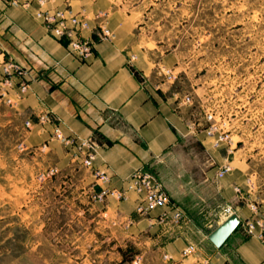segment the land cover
<instances>
[{
	"label": "rangeland",
	"instance_id": "obj_1",
	"mask_svg": "<svg viewBox=\"0 0 264 264\" xmlns=\"http://www.w3.org/2000/svg\"><path fill=\"white\" fill-rule=\"evenodd\" d=\"M73 1L61 0L59 8H72ZM110 2L99 10L108 21L114 10L124 14L133 45L152 52L154 72L186 107L187 134L172 153L176 158H161L149 171L186 204L185 220L203 229L224 217L226 205L234 213L244 208L264 225V0ZM164 55L172 64L159 61ZM18 103L11 106L0 95V264H115L104 255L113 250L98 210L105 199L84 192L81 156L71 153L75 170L58 168L46 148L30 143L34 126L30 118L25 126ZM210 125L214 138L222 137L214 147L206 135ZM226 162L231 170L222 177L232 178L234 197L224 205L217 171ZM212 166L214 189L207 180Z\"/></svg>",
	"mask_w": 264,
	"mask_h": 264
},
{
	"label": "crops",
	"instance_id": "obj_2",
	"mask_svg": "<svg viewBox=\"0 0 264 264\" xmlns=\"http://www.w3.org/2000/svg\"><path fill=\"white\" fill-rule=\"evenodd\" d=\"M61 5V0L44 4ZM71 6L74 11L82 9L93 15L109 8L111 2L74 0ZM37 8L36 0H31L28 8L0 0V54L26 69L29 89L18 106L34 126L30 143L46 148L58 168L72 166L75 170L71 157L75 149L67 150L53 139L54 126L65 136L90 138L96 152L91 167L83 168L80 174L84 192L91 195L103 188L125 189L124 198L108 194L98 206L104 227L111 230L113 250H106L105 257L115 264H264V243L242 229L231 233L221 247L208 239L227 217L216 220L212 229L211 225L199 227L192 218L176 220L174 213L187 209L180 197H174V189L170 188L167 205L156 206L146 215L136 212L142 195L127 189L131 175L140 168L149 171L161 158H176L172 153L187 134L186 107L178 100V93L170 90L172 84L154 72L152 52L133 45L130 26L119 10L112 11L108 21L114 33L111 39H100L95 22L90 20L83 35L93 41L94 50L80 60L65 41L47 34L34 17ZM159 61L172 64L170 55ZM15 90L10 89L9 95ZM46 113L52 122H39L38 116ZM77 159L81 163L82 157ZM93 169L106 172L109 181L99 183ZM207 180L214 189V166L208 169ZM219 189L224 205L232 202L229 174L220 179ZM237 211L241 222L249 218L244 208ZM189 244L195 245V252L183 255ZM164 255L170 259L165 260Z\"/></svg>",
	"mask_w": 264,
	"mask_h": 264
},
{
	"label": "built area",
	"instance_id": "obj_3",
	"mask_svg": "<svg viewBox=\"0 0 264 264\" xmlns=\"http://www.w3.org/2000/svg\"><path fill=\"white\" fill-rule=\"evenodd\" d=\"M6 5H20L28 8L31 0H3ZM48 0H36L38 8L34 12V17L40 21L47 34L58 40L65 41L69 51L80 60H85L93 53L94 44L89 38L84 37L83 31L90 28V20L95 22V29L98 31L100 39H111L113 33L109 30L108 13L98 10L92 17L84 11H74L69 5L56 8H43L42 6ZM166 74L169 73L167 70ZM169 75V74H168ZM170 77V75H169ZM13 96L9 95V90L15 88ZM29 89V84L26 80V69L18 62L12 59L3 58L0 54V95L5 98L11 106L15 105ZM189 101V98H185ZM208 118H211L209 115ZM52 117L47 113L38 116L39 122H52ZM25 126L30 127L31 121L26 120ZM206 135L212 138V146H217L222 140L221 136L214 138V125L207 128ZM53 137L63 142L65 145L73 147L76 154L82 157V163L86 167H91V161L96 152V145L90 138L77 139L73 136H65L60 128L55 125L53 129ZM231 170V165L226 162L217 171V176L222 177L225 173ZM92 175L102 184L109 181V176L106 172L98 169L92 170ZM127 189H132L138 194H141V200L136 205L135 210L140 215L148 214L154 207L159 205H167L169 201L168 194L162 189L160 183L155 176L148 170L138 169L131 175V180L127 185ZM237 193H240L238 187H235ZM114 196L118 199L125 197V189H101L93 194L95 200L102 201L107 195ZM251 210H256L254 205H250ZM231 206L226 205L223 208V216L229 217L233 214ZM185 212L178 210L174 213L176 220L185 219ZM243 231L247 235L255 236L264 243V225L260 218H248L243 226ZM194 244H189L183 249L182 254L188 255L195 252ZM164 259L170 257L164 255ZM207 263V261H205Z\"/></svg>",
	"mask_w": 264,
	"mask_h": 264
},
{
	"label": "water",
	"instance_id": "obj_4",
	"mask_svg": "<svg viewBox=\"0 0 264 264\" xmlns=\"http://www.w3.org/2000/svg\"><path fill=\"white\" fill-rule=\"evenodd\" d=\"M239 223L240 218L238 215L236 213L231 214L208 234V239L216 247H221Z\"/></svg>",
	"mask_w": 264,
	"mask_h": 264
}]
</instances>
